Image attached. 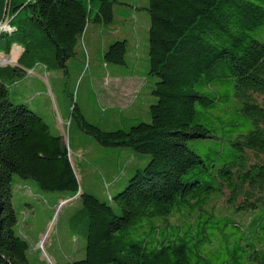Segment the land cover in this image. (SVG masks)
I'll return each mask as SVG.
<instances>
[{"label":"trees","instance_id":"1","mask_svg":"<svg viewBox=\"0 0 264 264\" xmlns=\"http://www.w3.org/2000/svg\"><path fill=\"white\" fill-rule=\"evenodd\" d=\"M115 3L135 7L133 0H0V52L20 47L15 64L0 65V264H264V43L253 36L264 24V0L135 7L148 13L147 63L139 71L134 55L119 76L145 79L146 110L120 109L105 129L74 103L68 123L70 137L81 130L110 150L108 165L121 152L119 165L131 168L107 192L112 204L81 188L62 135L9 98L8 85L37 66L66 72L90 25L113 23ZM122 17L120 24L129 20ZM109 42L104 63L127 67V39ZM90 95L99 111L92 86ZM202 139L210 140L205 156L187 145ZM14 176L65 198L78 194L68 223L83 234V257L30 260L16 228Z\"/></svg>","mask_w":264,"mask_h":264},{"label":"rangeland","instance_id":"2","mask_svg":"<svg viewBox=\"0 0 264 264\" xmlns=\"http://www.w3.org/2000/svg\"><path fill=\"white\" fill-rule=\"evenodd\" d=\"M146 3L147 0H133L135 7L145 6ZM135 7L127 9L125 5L115 3L114 21L111 25L101 27L90 25L91 29L87 31L86 37L90 35L92 38L88 40L82 36L85 45L81 43L76 56L68 59L66 72L48 71L37 66L28 71L17 83L8 85L9 98L12 101L25 103L44 118L53 132L55 130L56 133L60 132L68 147L81 188L101 200H108L107 192L114 193L117 189L115 185L120 184V181L115 184V180L123 181L128 174L121 172V169L117 170L116 175L110 174L114 169L106 171L108 163L102 159L112 154L107 147L101 146L87 133L80 130L72 133L70 137L69 116L72 105L76 103L89 122H95L106 129L111 125L109 121L121 114L120 111L115 113L111 108L127 109L129 103L135 100L139 108L146 110L144 103L141 106L140 102L149 95L147 89H144L141 95L136 94L140 86L138 81L130 83L126 80L131 77L118 82L109 78L114 73L124 74L126 70L131 69L134 64L130 61L134 55H139L140 63L136 66L138 70L142 72L144 66L146 67L148 13L143 8ZM122 16H127L129 20H124L125 22L120 24ZM114 36L122 40L127 39V67L111 63L106 65L103 61L104 45L106 42L110 43ZM253 36L264 43V24ZM19 50L18 45H13L9 54L0 52V65L15 64ZM90 85L99 101V111L93 107ZM85 143H89V147L82 150L84 153L75 151L76 144ZM187 145L205 156L209 150L210 140H190ZM100 161L102 162L98 163ZM77 195L65 198L66 195L62 192H44L39 190L32 180L14 176L12 204L19 212L16 228L29 244L30 260L37 257L55 263L83 257L85 246L83 234L78 230H72L68 223V217L77 202ZM108 202L112 204L110 199ZM26 203L32 207H26Z\"/></svg>","mask_w":264,"mask_h":264},{"label":"crops","instance_id":"3","mask_svg":"<svg viewBox=\"0 0 264 264\" xmlns=\"http://www.w3.org/2000/svg\"><path fill=\"white\" fill-rule=\"evenodd\" d=\"M110 33H112V32H110ZM19 53H20V50H19ZM19 53H18V55H19ZM116 75H118V76H116ZM127 77H131V79H126ZM110 79H113V80H117L116 82H118V81H121V80H124V79H126V80H128L130 83H134L135 81H138L139 83H140V86H139V88L137 89L138 91L136 92V94L137 93H139V95H140V93L143 91L142 89H143V85H144V83H145V79L144 78H142V77H138V76H136V75H127V76H119V73H114L112 76H110L109 77ZM91 86V85H90ZM93 89V88H92ZM139 97V96H138ZM149 98H147V100H148ZM146 100V103L148 102ZM142 103H144V101L143 102H140V105L142 106ZM133 106L136 108V110H138L139 109V104H138V102L137 101H135V100H132L130 103H129V107L127 108V109H129V108H133ZM146 106V105H145ZM112 109H114L115 110V113H118V110H120V109H115V108H112ZM56 131V130H55ZM58 132V134H60V132L59 131H57ZM121 152H120V154L118 155V156H116L115 157V163H113V164H111V165H108L107 167L108 168H106V171H109V170H113L114 169V172H111L110 174H115L116 175V172H117V170L120 168L121 169V171L125 174L126 173V171H127V167H128V171L131 169V168H129V166H127V167H123L122 165H119V163H120V159H121ZM117 159H118V161H117ZM127 163H128V161H127ZM130 163H134L135 164V162H134V160H132V162H130ZM121 164V163H120ZM120 166V167H119ZM122 168H124V170H122ZM26 206H29L28 205V203H26ZM32 207V206H31Z\"/></svg>","mask_w":264,"mask_h":264},{"label":"water","instance_id":"4","mask_svg":"<svg viewBox=\"0 0 264 264\" xmlns=\"http://www.w3.org/2000/svg\"><path fill=\"white\" fill-rule=\"evenodd\" d=\"M49 261V260H48ZM50 262V261H49Z\"/></svg>","mask_w":264,"mask_h":264}]
</instances>
